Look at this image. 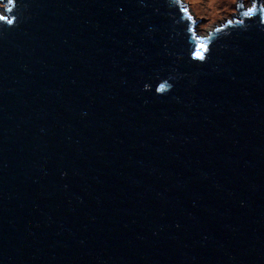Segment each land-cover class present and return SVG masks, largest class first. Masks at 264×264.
<instances>
[{
    "label": "water",
    "instance_id": "water-1",
    "mask_svg": "<svg viewBox=\"0 0 264 264\" xmlns=\"http://www.w3.org/2000/svg\"><path fill=\"white\" fill-rule=\"evenodd\" d=\"M254 2L0 0V264H264Z\"/></svg>",
    "mask_w": 264,
    "mask_h": 264
},
{
    "label": "rangeland",
    "instance_id": "rangeland-1",
    "mask_svg": "<svg viewBox=\"0 0 264 264\" xmlns=\"http://www.w3.org/2000/svg\"><path fill=\"white\" fill-rule=\"evenodd\" d=\"M239 0H217L216 9H211L207 0H181L188 9L195 25L207 34L218 21L232 14Z\"/></svg>",
    "mask_w": 264,
    "mask_h": 264
},
{
    "label": "snow or ice",
    "instance_id": "snow-or-ice-1",
    "mask_svg": "<svg viewBox=\"0 0 264 264\" xmlns=\"http://www.w3.org/2000/svg\"><path fill=\"white\" fill-rule=\"evenodd\" d=\"M15 2V0H7V4H13ZM176 3H179V0H175ZM238 7H243V5H238ZM10 10V9H9ZM181 11H183L186 15H188V10L185 7H181ZM259 13V22L260 23H264V4L261 5H257V3H253L251 7H249L246 11L242 12L241 14L244 17H252L253 14L255 13ZM188 19L192 20V17L190 15H188ZM0 20H6L7 23L11 24L13 23V20L8 19L6 16L0 15ZM237 23H242V21H237ZM197 55L199 56L200 59H204V57L202 55H200L199 53H197ZM163 86H161L162 88ZM158 91L160 89H157Z\"/></svg>",
    "mask_w": 264,
    "mask_h": 264
},
{
    "label": "bare ground",
    "instance_id": "bare-ground-1",
    "mask_svg": "<svg viewBox=\"0 0 264 264\" xmlns=\"http://www.w3.org/2000/svg\"><path fill=\"white\" fill-rule=\"evenodd\" d=\"M215 2H217V0H207V4L211 9H216V5Z\"/></svg>",
    "mask_w": 264,
    "mask_h": 264
},
{
    "label": "clouds",
    "instance_id": "clouds-1",
    "mask_svg": "<svg viewBox=\"0 0 264 264\" xmlns=\"http://www.w3.org/2000/svg\"><path fill=\"white\" fill-rule=\"evenodd\" d=\"M183 6H184V4H183ZM185 7V6H184ZM188 10V9H187ZM188 13H189V11H188ZM189 15H190V13H189ZM191 16V15H190Z\"/></svg>",
    "mask_w": 264,
    "mask_h": 264
}]
</instances>
